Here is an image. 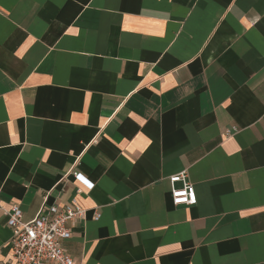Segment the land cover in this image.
Returning <instances> with one entry per match:
<instances>
[{
  "label": "crops",
  "instance_id": "0c3cea01",
  "mask_svg": "<svg viewBox=\"0 0 264 264\" xmlns=\"http://www.w3.org/2000/svg\"><path fill=\"white\" fill-rule=\"evenodd\" d=\"M73 200L78 264H264V0H0V264Z\"/></svg>",
  "mask_w": 264,
  "mask_h": 264
},
{
  "label": "built area",
  "instance_id": "2783aa9c",
  "mask_svg": "<svg viewBox=\"0 0 264 264\" xmlns=\"http://www.w3.org/2000/svg\"><path fill=\"white\" fill-rule=\"evenodd\" d=\"M73 174L90 187L93 186L83 174L77 171H73ZM169 181L174 205L196 204L195 187L188 181L185 172L170 176ZM178 182L182 183V187L176 186ZM87 211L76 200L62 207L45 204L35 218L24 221L21 206L12 204L7 212L8 225L13 229L8 244L10 264H78L66 251L64 242L71 238L70 223L84 218ZM100 216V212L96 211L95 219L98 220Z\"/></svg>",
  "mask_w": 264,
  "mask_h": 264
}]
</instances>
